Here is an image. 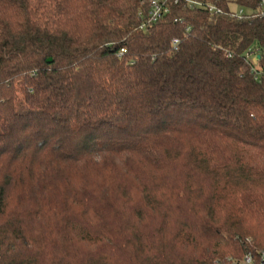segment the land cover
I'll list each match as a JSON object with an SVG mask.
<instances>
[{
    "label": "trees",
    "instance_id": "obj_1",
    "mask_svg": "<svg viewBox=\"0 0 264 264\" xmlns=\"http://www.w3.org/2000/svg\"><path fill=\"white\" fill-rule=\"evenodd\" d=\"M192 1L0 0V264H259L261 0Z\"/></svg>",
    "mask_w": 264,
    "mask_h": 264
},
{
    "label": "built area",
    "instance_id": "obj_2",
    "mask_svg": "<svg viewBox=\"0 0 264 264\" xmlns=\"http://www.w3.org/2000/svg\"><path fill=\"white\" fill-rule=\"evenodd\" d=\"M181 1H184L187 3V6L189 8H195V7H201L206 9L211 15H221L224 14V10L213 5H205L200 2L192 1V0H149L148 2V15H147V22H156L163 18L168 12H169V3L173 2L174 4H179ZM261 6H262V11L261 15L264 17V0H261ZM244 12L243 10L239 9L238 11H230L229 15L231 17H238L241 18L243 16ZM172 45L176 48L178 45V40L173 39L172 40ZM257 54H260V52H252L250 53V58L254 59ZM244 264H252V257L248 256L246 257ZM259 264H264V251L260 255L259 259Z\"/></svg>",
    "mask_w": 264,
    "mask_h": 264
},
{
    "label": "rangeland",
    "instance_id": "obj_3",
    "mask_svg": "<svg viewBox=\"0 0 264 264\" xmlns=\"http://www.w3.org/2000/svg\"><path fill=\"white\" fill-rule=\"evenodd\" d=\"M229 1V7L231 10L233 11H238L239 7L238 5L235 3V0H228Z\"/></svg>",
    "mask_w": 264,
    "mask_h": 264
},
{
    "label": "water",
    "instance_id": "obj_4",
    "mask_svg": "<svg viewBox=\"0 0 264 264\" xmlns=\"http://www.w3.org/2000/svg\"><path fill=\"white\" fill-rule=\"evenodd\" d=\"M51 61V60H50Z\"/></svg>",
    "mask_w": 264,
    "mask_h": 264
}]
</instances>
